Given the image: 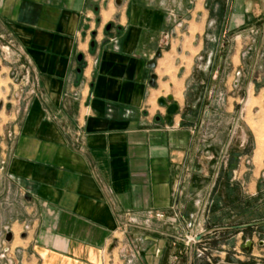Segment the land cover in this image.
I'll list each match as a JSON object with an SVG mask.
<instances>
[{
    "label": "crops",
    "instance_id": "crops-1",
    "mask_svg": "<svg viewBox=\"0 0 264 264\" xmlns=\"http://www.w3.org/2000/svg\"><path fill=\"white\" fill-rule=\"evenodd\" d=\"M116 1L0 0V40L32 79L22 113L0 125V264H170L184 249L190 264V247L169 240L217 198L243 197L217 187L216 136L200 133L218 82L264 101V0ZM166 90L180 106L172 125L158 104ZM226 215L194 231L235 229L214 225Z\"/></svg>",
    "mask_w": 264,
    "mask_h": 264
},
{
    "label": "rangeland",
    "instance_id": "rangeland-1",
    "mask_svg": "<svg viewBox=\"0 0 264 264\" xmlns=\"http://www.w3.org/2000/svg\"><path fill=\"white\" fill-rule=\"evenodd\" d=\"M168 44L169 37L164 35L162 41L163 49ZM18 50L20 49L17 45L9 39L0 40V125L7 121L12 112L20 111L22 113L26 102L30 99L32 79H25L28 67L24 64L21 53ZM156 58L154 57V59ZM205 60L204 58L200 60L198 65H201V70L196 68L198 71H203ZM176 68H168L167 72L178 73L177 75L179 76ZM216 87L217 94L213 97V105L207 109L204 119L205 124L200 136L202 140L216 136L215 144L211 145L216 151L210 150L209 147L207 150H210L211 154L214 152L213 154L218 158V168H222L217 176V187L219 184H221V188H224L226 184L228 186L233 184V189L240 190L243 197H240V193L237 192L238 196L230 198L239 201L237 206L234 205L235 203L231 204V202L225 204L223 199L220 201L217 198L206 208V216L209 219L205 217L201 225L188 221V230L192 236H196L195 225L196 229L199 228L198 230L211 228L210 217H212L213 213L220 214L225 208L228 216L226 215L220 220L217 217V221L214 220V225L223 226L222 222H224L227 227L235 228L227 230L224 234L217 233L206 239L205 237L200 239L193 248L194 264H255V259L259 260L257 261L258 264H264V244H262L263 249L258 245V242H264V236L259 234V229L252 228L251 230L250 228L247 230L238 228L246 225L245 221L248 220L250 222L264 221V142L260 144L259 139L260 135L264 134V101L262 96H257V99L251 96L249 101L243 100L242 90L239 89L240 86L235 88L232 85L233 89L228 91L223 80L218 82ZM169 96H172V91L166 90L161 95V98L167 99ZM176 99L181 100L180 97H176ZM173 100L176 101L174 97ZM258 144L262 146L263 151L261 153L262 156L256 159L258 146L260 148ZM202 145L207 146L209 144L203 141ZM2 166L4 165L0 161V170ZM223 171H225V174H222ZM241 172L242 180H236ZM235 173L237 174L235 175ZM249 184H252L251 187L256 189V197H251V195L249 196L245 193L244 190L248 188ZM228 192L230 191L228 190ZM245 197H248L247 201L251 202L252 200L253 204L251 206L256 207L258 205L261 208L259 211H254L250 215L242 217L241 220H237V223H235L234 220L237 215L247 209L244 206ZM253 233L256 234L253 243L255 256L247 255L246 248H243V244ZM18 234V232H15L17 242L20 240ZM184 236L183 233H180L169 240L172 250H181L180 246L183 244H185V248L187 247L188 238ZM152 242L154 241L149 240L148 246ZM139 248L142 247L140 245H137L136 248L132 246L133 252H141ZM13 264H18L15 259ZM170 264H188L186 249L182 250V253L177 256L173 255Z\"/></svg>",
    "mask_w": 264,
    "mask_h": 264
},
{
    "label": "water",
    "instance_id": "water-1",
    "mask_svg": "<svg viewBox=\"0 0 264 264\" xmlns=\"http://www.w3.org/2000/svg\"><path fill=\"white\" fill-rule=\"evenodd\" d=\"M115 3L117 6H120L122 4V1L117 0ZM111 28H112V25L110 24L106 27V30L110 31ZM160 56H161L160 52H157L156 57H160ZM81 60H82V55L79 57V61H81ZM155 67H156V60L153 59L148 63V68H149V70H153V69H155ZM156 79H157V77L155 74L151 75V83L150 84L154 85ZM158 104L166 110L165 120L167 121L168 125H172L173 118L179 113V110H180L179 104L173 100L172 96H169L167 99H165L163 97L160 98L158 100ZM158 120H159V118H158ZM260 225H264V221L247 224V225H244L242 227H257ZM239 228H241V227H239ZM203 236L204 235L199 236L198 240L202 239ZM12 237L13 236L11 233H7L6 239L8 242H11ZM193 247L194 246L191 244L190 245V264H192V259H193Z\"/></svg>",
    "mask_w": 264,
    "mask_h": 264
},
{
    "label": "trees",
    "instance_id": "trees-1",
    "mask_svg": "<svg viewBox=\"0 0 264 264\" xmlns=\"http://www.w3.org/2000/svg\"><path fill=\"white\" fill-rule=\"evenodd\" d=\"M232 198L235 196L234 193L231 194ZM230 202L231 204L232 203H235L234 205L237 206V203H239V201L237 200H233V199H230ZM253 204L252 200L251 202L250 201H246L245 202V207L247 208L246 211H243L241 214L237 215L236 219L234 220L235 223H237L236 221L237 220H241L242 217H245L247 215H250L252 212L254 211H259L261 206H256V207H253L251 206ZM241 222H244V221H241ZM246 224H250L251 222L248 220V221H245ZM251 227L247 228V230H249ZM253 228H257L259 229V234H262L264 236V225H260V226H257V227H253ZM252 230V229H251Z\"/></svg>",
    "mask_w": 264,
    "mask_h": 264
},
{
    "label": "built area",
    "instance_id": "built-area-1",
    "mask_svg": "<svg viewBox=\"0 0 264 264\" xmlns=\"http://www.w3.org/2000/svg\"><path fill=\"white\" fill-rule=\"evenodd\" d=\"M157 217L160 219H163L164 215L163 214H157ZM186 237L188 238L187 246H189L191 244L194 246L197 242H199V240H198L199 235L198 234H196V236L195 235L192 236L191 234H189Z\"/></svg>",
    "mask_w": 264,
    "mask_h": 264
},
{
    "label": "bare ground",
    "instance_id": "bare-ground-1",
    "mask_svg": "<svg viewBox=\"0 0 264 264\" xmlns=\"http://www.w3.org/2000/svg\"><path fill=\"white\" fill-rule=\"evenodd\" d=\"M250 98V97H249ZM253 98V97H252ZM261 134V133H260ZM264 135V134H263ZM263 135L261 134L260 136V144H263V142H264V137H263ZM260 144H258V145H260ZM258 151H257V153H256V159H258V158H260L261 156H262V151H263V149H262V146L260 145V148H259V146H258V149H257Z\"/></svg>",
    "mask_w": 264,
    "mask_h": 264
},
{
    "label": "flooded vegetation",
    "instance_id": "flooded-vegetation-1",
    "mask_svg": "<svg viewBox=\"0 0 264 264\" xmlns=\"http://www.w3.org/2000/svg\"><path fill=\"white\" fill-rule=\"evenodd\" d=\"M221 169H222V168L219 167L218 172H217V176L219 175V171H220Z\"/></svg>",
    "mask_w": 264,
    "mask_h": 264
}]
</instances>
